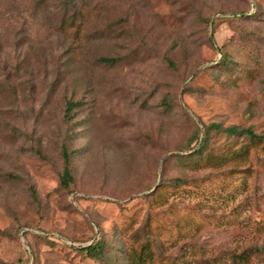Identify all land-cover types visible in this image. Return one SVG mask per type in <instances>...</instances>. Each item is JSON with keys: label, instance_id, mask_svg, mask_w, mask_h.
Instances as JSON below:
<instances>
[{"label": "rangeland", "instance_id": "rangeland-1", "mask_svg": "<svg viewBox=\"0 0 264 264\" xmlns=\"http://www.w3.org/2000/svg\"><path fill=\"white\" fill-rule=\"evenodd\" d=\"M263 140L264 0H0V264H264Z\"/></svg>", "mask_w": 264, "mask_h": 264}, {"label": "trees", "instance_id": "trees-1", "mask_svg": "<svg viewBox=\"0 0 264 264\" xmlns=\"http://www.w3.org/2000/svg\"><path fill=\"white\" fill-rule=\"evenodd\" d=\"M247 5H248V8H249V4H248V1L245 0ZM209 39H211V36H209ZM101 60H107L105 58H101ZM70 104L66 107V109H69L70 108ZM234 128L232 127H228V128H225L224 131L227 132V133H230V132H234ZM242 133L245 134L249 139H261V137H259L258 135H255L253 134L249 129H245V130H242ZM203 138H204V134L201 135L200 137V142L203 141ZM263 144H264V140H263ZM62 159H63V168H62V173L59 177V185L62 186L63 188H66L69 184V182L71 181V176H70V173H69V168L67 167V160H68V155L66 153L65 150L62 151ZM99 246V241H96L94 243H91V244H88L86 246H83V247H79L80 250L84 251L85 254H87L88 256L90 257H93V258H99L98 255H96V248Z\"/></svg>", "mask_w": 264, "mask_h": 264}, {"label": "built area", "instance_id": "built-area-1", "mask_svg": "<svg viewBox=\"0 0 264 264\" xmlns=\"http://www.w3.org/2000/svg\"><path fill=\"white\" fill-rule=\"evenodd\" d=\"M248 1V4H249V9L250 11L253 10V7H254V0H247Z\"/></svg>", "mask_w": 264, "mask_h": 264}]
</instances>
